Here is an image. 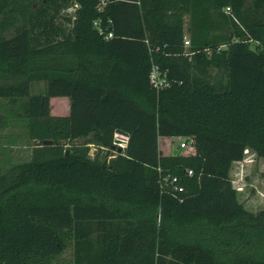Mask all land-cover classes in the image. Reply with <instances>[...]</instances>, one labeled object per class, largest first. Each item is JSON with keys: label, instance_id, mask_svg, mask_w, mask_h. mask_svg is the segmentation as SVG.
Listing matches in <instances>:
<instances>
[{"label": "trees", "instance_id": "1", "mask_svg": "<svg viewBox=\"0 0 264 264\" xmlns=\"http://www.w3.org/2000/svg\"><path fill=\"white\" fill-rule=\"evenodd\" d=\"M0 97L37 141L0 169V264H264L230 176L264 158V0H0Z\"/></svg>", "mask_w": 264, "mask_h": 264}, {"label": "rangeland", "instance_id": "2", "mask_svg": "<svg viewBox=\"0 0 264 264\" xmlns=\"http://www.w3.org/2000/svg\"><path fill=\"white\" fill-rule=\"evenodd\" d=\"M77 6L74 5L68 9H63L58 17L59 21L64 22L67 26L71 23L67 21L66 16H75ZM252 47L257 48V43L253 42ZM213 79L225 78L224 70L219 67H211ZM45 80H38L32 83L31 93H40L46 88ZM9 98L0 97V116L5 110L10 109ZM185 140V139H182ZM178 137H174L170 142L171 153H178L183 150L180 146L182 141ZM163 141V140H162ZM34 139L30 138L25 120L21 118L11 117L9 123L5 124L0 117V169L3 173H10L13 170V165L19 162L27 161L31 158ZM162 146H168L163 141ZM187 150V149H185ZM97 152V147L93 146L91 153ZM110 154L106 159L112 156V150L103 149L104 154ZM233 184L237 188L240 201L250 211L257 213L264 209V158L259 156L255 151L248 148L245 151V156L241 161H235L230 170ZM65 256L70 257V251L65 253Z\"/></svg>", "mask_w": 264, "mask_h": 264}, {"label": "built area", "instance_id": "3", "mask_svg": "<svg viewBox=\"0 0 264 264\" xmlns=\"http://www.w3.org/2000/svg\"><path fill=\"white\" fill-rule=\"evenodd\" d=\"M112 36V33H109L106 37ZM187 45H189L190 41L187 39L185 41ZM150 81L152 85L157 89L158 92H160L163 88L168 86L170 84V81L167 77V73L163 72L159 66V64L154 63L152 66V69L150 71ZM130 140V135L127 133H121V132H115L114 133V141H113V148L114 149H123L126 148ZM187 140H182L180 142L181 147H185L187 145ZM120 151V150H119ZM192 171H190L191 173ZM176 180V178H174ZM176 188L182 189V187L176 186Z\"/></svg>", "mask_w": 264, "mask_h": 264}, {"label": "water", "instance_id": "4", "mask_svg": "<svg viewBox=\"0 0 264 264\" xmlns=\"http://www.w3.org/2000/svg\"><path fill=\"white\" fill-rule=\"evenodd\" d=\"M52 142H53V140H51V139L44 140V144H48V143H52ZM119 150L121 151V149H119ZM66 152L68 153V150ZM107 162H108V159H105L103 164L106 165Z\"/></svg>", "mask_w": 264, "mask_h": 264}]
</instances>
